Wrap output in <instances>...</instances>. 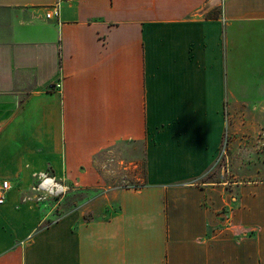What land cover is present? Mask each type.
<instances>
[{
  "label": "crops",
  "instance_id": "1",
  "mask_svg": "<svg viewBox=\"0 0 264 264\" xmlns=\"http://www.w3.org/2000/svg\"><path fill=\"white\" fill-rule=\"evenodd\" d=\"M55 2L0 0V264H264V180L202 181L264 102V0ZM119 144L143 183L47 223L33 182L101 187Z\"/></svg>",
  "mask_w": 264,
  "mask_h": 264
},
{
  "label": "rangeland",
  "instance_id": "2",
  "mask_svg": "<svg viewBox=\"0 0 264 264\" xmlns=\"http://www.w3.org/2000/svg\"><path fill=\"white\" fill-rule=\"evenodd\" d=\"M219 8L215 10L218 12ZM254 105V104H252ZM256 105V104H255ZM242 108V106H241ZM257 115L229 118L225 129L224 141L217 163L211 168L202 181L207 183L232 182L254 179L264 180V102ZM99 168L105 185L87 190L73 189L65 186L64 191L56 188L39 190V180L33 182L34 187L27 194L35 195L43 206L51 211L47 223H51L64 213L81 205L92 196L97 199L106 198L109 189L143 183L145 162L141 152H136L125 145H117L106 151L99 158ZM105 211H99L94 217L105 216L117 209V203ZM100 203H97L99 206ZM93 213L86 216L91 218Z\"/></svg>",
  "mask_w": 264,
  "mask_h": 264
},
{
  "label": "built area",
  "instance_id": "3",
  "mask_svg": "<svg viewBox=\"0 0 264 264\" xmlns=\"http://www.w3.org/2000/svg\"><path fill=\"white\" fill-rule=\"evenodd\" d=\"M73 0H56L55 4L47 8L46 17L48 19L57 18L60 15L61 6L64 2ZM12 182L9 179L0 178V205L5 203L7 195L12 189Z\"/></svg>",
  "mask_w": 264,
  "mask_h": 264
}]
</instances>
